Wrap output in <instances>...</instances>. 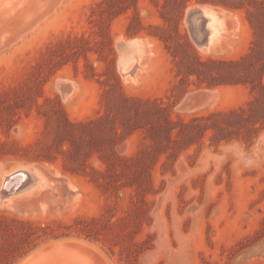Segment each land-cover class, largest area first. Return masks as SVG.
I'll return each mask as SVG.
<instances>
[{
  "label": "rangeland",
  "instance_id": "374dc122",
  "mask_svg": "<svg viewBox=\"0 0 264 264\" xmlns=\"http://www.w3.org/2000/svg\"><path fill=\"white\" fill-rule=\"evenodd\" d=\"M220 1L0 0V174L37 163L59 176L0 203L12 230L0 225V264L22 242L19 221L57 236L15 264L60 240L94 245L105 264H264V0ZM194 5L226 14L208 50L186 20ZM184 35L215 60L203 82L181 72ZM134 37L147 46L129 76L118 40ZM66 120L99 126L81 142ZM102 134L114 136L102 149L114 173L96 185L64 170L71 139L85 171L104 172L90 136ZM85 224L91 232L77 230Z\"/></svg>",
  "mask_w": 264,
  "mask_h": 264
},
{
  "label": "bare ground",
  "instance_id": "6f19581e",
  "mask_svg": "<svg viewBox=\"0 0 264 264\" xmlns=\"http://www.w3.org/2000/svg\"><path fill=\"white\" fill-rule=\"evenodd\" d=\"M198 7L199 5H194L191 6L190 9L193 10V9H197ZM204 8H205L204 27L205 30L207 31L208 43L206 46H199V45L197 46L200 49L208 50L217 44L218 38L221 36V32L224 29L223 28L224 23L221 18V16H223L221 14L222 10H220L221 12L217 11L216 9L211 8L208 5H204ZM118 41L119 43H121L122 46L120 50V58H119L120 69L122 73L131 76L135 73V71H137L138 69H140V67H142L141 61L143 56L145 55L143 54V46L144 45L147 46V45L143 39H140L138 37H134L128 40H118ZM222 44L224 43L222 42ZM67 82L68 83L64 85L63 88V97H67L68 93L70 94V91L73 88L71 82L70 83L69 81ZM26 177H27L26 184L19 187L16 191L10 192L17 185V183L21 182ZM55 177L59 178L57 174L49 173L48 169L41 164L32 163L26 165H19L18 167L13 169L11 168V165H9L8 167L2 169V172L0 174V203H4V204L5 202L8 203L12 201L14 197H16L15 195H18V193L22 191L31 190L32 188L35 187H38L37 193H40L41 191L44 190V186L47 183V180ZM59 245L64 246L67 249H73L72 252H70L71 253L70 258L74 260L72 264H103V262L99 261L92 253L88 251V250H93V252L95 251L99 252V250L94 245L82 240H76L72 242L67 240H60V241L52 242L48 245H44L32 251L26 257L21 259V261L18 262V264H61L52 258L34 260L36 256L44 255L45 254L44 252L47 249Z\"/></svg>",
  "mask_w": 264,
  "mask_h": 264
},
{
  "label": "trees",
  "instance_id": "16d2710c",
  "mask_svg": "<svg viewBox=\"0 0 264 264\" xmlns=\"http://www.w3.org/2000/svg\"><path fill=\"white\" fill-rule=\"evenodd\" d=\"M199 2H207V1H211V2H221L216 1V0H197ZM185 6V3L182 4V7ZM251 22V21H250ZM159 38L166 44L167 41L170 39L169 36H165V35H158ZM184 44L187 48V50L184 51V53L182 54V57L180 58L178 64L180 66L181 72L184 75H192L195 74L198 78V80L200 82H203L204 77L203 74L204 69L203 67H206L208 65V63L211 62H215V60L209 58L207 60H201L199 58V56L196 54V52L193 50L192 45L190 44V42L188 41V39L186 38V36L184 35ZM254 44H255V40H254ZM167 45V44H166ZM251 51H253V47H251ZM248 54L247 56L251 55ZM171 54L173 56H176L177 53L175 51H172ZM247 56H245L243 59H245ZM242 59V61H243ZM223 65H239L241 63L240 61H220ZM210 75V72L207 73ZM235 82V81H234ZM99 126V120L96 121H92L88 124H82V123H71L70 121L66 120L65 121V129L68 130L69 132H71L72 134L76 135V138L79 139V141L81 142H85L86 138L83 134L84 131L83 130H89L92 131L94 130V128L92 127H98ZM116 126L113 127V131L116 133ZM91 134V133H90ZM114 135V134H113ZM92 136V138L94 139V143L95 145L100 146L99 147V155L98 157L100 158V160L102 162L106 163V167L104 169V172H102L101 170L97 169V168H93L91 167V171L90 172H86L85 171V167H84V163H82V161H78L80 160V147H78L77 144L74 143L73 140L71 139H63L64 141H67L69 146L67 147V150L62 151V154L64 155L65 158L71 156L74 158L73 163H71V165H67L64 161L63 163V168L66 171H70L72 173H77V174H82V175H87L90 174L91 175V181L97 184L96 181V176L97 175H103L104 173L108 174V173H114V171L116 170V167L114 165V163L112 164H107L108 162L106 161V157L103 156H107L109 157L110 155H102L104 153V151H102V149L104 148L103 146L106 145L108 142L114 140V136H106V134H102V138H95L94 135H90ZM86 152H83V154L85 155ZM77 164V165H75ZM128 166V165H125ZM124 168L126 169L127 167H121L120 171L123 173L124 172ZM1 222V227L3 228V230H10L9 233L12 231L10 227H8L7 223L5 222V220L0 221ZM17 224H19V226L21 227V231L19 232H14V235H18L20 237V239L22 240L21 243H17V244H13L11 247H9V249L11 251H9L8 253H6L5 255V264H15L18 259L22 258L23 256H25L29 251H31L32 249H34L40 241H43L46 239V236H50V237H55L57 236V234L54 232L53 228H49L48 226L44 225V226H40V225H34L30 222H23V221H19L17 222ZM77 230L81 231V232H91V227H89L88 225H84V227H80L77 228ZM5 231V232H6ZM13 235V234H11ZM89 236V233L88 235Z\"/></svg>",
  "mask_w": 264,
  "mask_h": 264
},
{
  "label": "water",
  "instance_id": "95a60500",
  "mask_svg": "<svg viewBox=\"0 0 264 264\" xmlns=\"http://www.w3.org/2000/svg\"><path fill=\"white\" fill-rule=\"evenodd\" d=\"M205 8L204 5H200L197 9L191 10L190 8L187 9L186 12V20L189 23L191 36L196 45L199 46H206L208 43V37H207V31L204 27V21H205ZM121 43H120V50H121ZM57 178V177H55ZM52 178V179H55ZM27 177L23 179L21 182L17 183V185L13 188L12 191H16L19 187L26 184ZM9 192V193H10ZM8 193V192H7ZM73 248V247H71ZM73 249H67L64 246H55L53 248L47 249L44 253V255L36 256L34 260H41L46 258H52L58 261L61 264H72L74 260L70 258V252H72ZM90 253H92L99 261L103 262L105 264V261L102 259V257L93 250H88Z\"/></svg>",
  "mask_w": 264,
  "mask_h": 264
}]
</instances>
